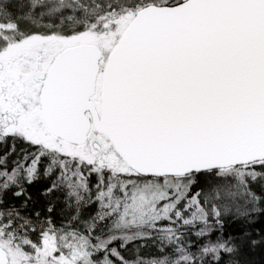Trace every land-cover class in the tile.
<instances>
[{
	"label": "snow or ice",
	"instance_id": "snow-or-ice-1",
	"mask_svg": "<svg viewBox=\"0 0 264 264\" xmlns=\"http://www.w3.org/2000/svg\"><path fill=\"white\" fill-rule=\"evenodd\" d=\"M0 264H264V0H0Z\"/></svg>",
	"mask_w": 264,
	"mask_h": 264
}]
</instances>
